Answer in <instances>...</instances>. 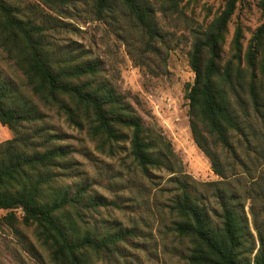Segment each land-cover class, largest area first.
<instances>
[{
    "label": "trees",
    "instance_id": "1",
    "mask_svg": "<svg viewBox=\"0 0 264 264\" xmlns=\"http://www.w3.org/2000/svg\"><path fill=\"white\" fill-rule=\"evenodd\" d=\"M12 1L0 0V125L14 135L0 143L3 219L34 226L52 264H132L128 248L137 238L136 229L96 220L101 209L119 208L117 203L92 196L83 185L72 191L59 184L58 168L70 152L59 145L57 135L39 126L46 118L43 110L54 111L76 129L86 128L102 151L113 152L127 143L129 156L144 175L150 170L175 172L177 160L170 142L144 126L125 98L102 78L98 61H74L72 53L53 48L42 28L24 19ZM238 1H226L188 53L194 74L185 94L191 136L220 177L218 148L234 154V134L250 146L251 120L262 109L255 67L260 53V71H264V23L245 54L248 83L243 82L241 68L233 64V60L241 61L240 28L232 42L233 58L221 64L224 36ZM120 2L148 40H155L159 32L154 9L141 0ZM257 6L264 17V0H258ZM110 9L111 0H96L99 17ZM7 64L20 71L21 84ZM240 91L246 92L245 99ZM172 180L177 193L169 200L168 213L174 218V234L190 244L188 264H264V230L254 222L256 249L248 219L240 212V196L219 187L210 189L215 209L189 178L182 175Z\"/></svg>",
    "mask_w": 264,
    "mask_h": 264
},
{
    "label": "rangeland",
    "instance_id": "2",
    "mask_svg": "<svg viewBox=\"0 0 264 264\" xmlns=\"http://www.w3.org/2000/svg\"><path fill=\"white\" fill-rule=\"evenodd\" d=\"M227 0H141L155 12L159 32L152 42L128 14L120 0H111L110 12L96 13V0H13L20 15L42 28L47 42L59 52H70L74 61H98L102 78L109 81L142 119L144 126L160 132L175 155L174 173L168 169L142 174L129 156L128 144L110 152L102 151L86 128L68 125L54 111L43 110L46 118L39 126L59 137V145L70 154L58 168L59 184L72 191L86 186L92 196L116 202L119 208L101 209L97 223H119L136 229L128 255L132 264H188L190 244L172 231L173 216L168 204L177 193L173 178L186 176L205 194L211 208H217L210 189L219 187L240 196L243 213L258 248L254 222L264 230V71L257 54L255 85L262 101L259 117L251 120L252 137L246 146L234 134L235 153L220 151V177L211 160L194 143L188 121L186 87L194 74L188 53L195 38L201 36L221 14ZM258 0H239L227 25L222 44L221 64L233 58V39L241 29V61H234L250 81L245 54L256 30L264 23ZM18 83L23 78L12 65ZM26 91V90H25ZM246 92L240 96L246 98ZM251 115L252 111H250ZM13 133L0 125V143ZM263 155V157H262ZM213 186H209V185ZM210 197V198H209ZM20 212L16 216L20 217ZM0 210V264H52L47 250L36 238L34 226L20 221L10 223ZM91 222V220H90Z\"/></svg>",
    "mask_w": 264,
    "mask_h": 264
}]
</instances>
